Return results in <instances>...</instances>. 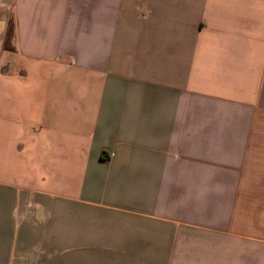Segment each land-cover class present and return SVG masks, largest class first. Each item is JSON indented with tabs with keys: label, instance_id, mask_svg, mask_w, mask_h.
<instances>
[{
	"label": "crops",
	"instance_id": "crops-1",
	"mask_svg": "<svg viewBox=\"0 0 264 264\" xmlns=\"http://www.w3.org/2000/svg\"><path fill=\"white\" fill-rule=\"evenodd\" d=\"M0 264H264V0H0Z\"/></svg>",
	"mask_w": 264,
	"mask_h": 264
}]
</instances>
